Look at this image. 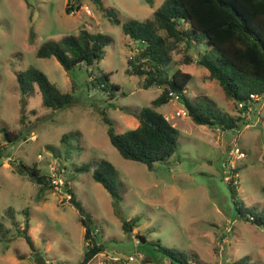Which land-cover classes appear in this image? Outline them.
<instances>
[{"label":"rangeland","instance_id":"374dc122","mask_svg":"<svg viewBox=\"0 0 264 264\" xmlns=\"http://www.w3.org/2000/svg\"><path fill=\"white\" fill-rule=\"evenodd\" d=\"M162 1L101 0L100 7L93 0H0V264H40V257L43 264H84V228L64 182L97 228L103 253L86 264H138L140 255L148 264H168L157 241L193 255L190 264H231L244 256L247 263L264 264V228L238 215L228 186L232 180L245 205L264 206V96L243 108L208 77L206 67L192 62L182 65L192 74L186 84L190 99L208 100L247 123L225 130L195 123L173 98L155 106L178 129L177 147L168 158L148 167L123 157L109 140L103 110L121 132L138 125L124 107L150 105L161 91L157 85L142 87L144 75L129 72L140 42L124 33L122 23L151 16ZM105 9L119 21L113 22ZM81 28L111 37L99 60L66 71L55 56L36 55L44 41H58ZM205 46L203 41L199 48ZM190 51L195 57V48ZM30 65L70 92L71 102L59 110L47 107L34 83L21 98L16 73ZM175 66L171 62L169 69ZM103 71L119 85L112 97L93 81ZM3 127L19 136L6 141ZM74 131L79 134H71L70 142L61 140V134ZM102 158L118 170L116 199L91 171L77 168ZM11 160L35 163L50 175L55 171L58 184L37 194V184L15 171ZM9 206L16 223L1 217ZM24 209L33 248L21 233ZM124 219L134 225L128 232L122 228ZM129 255L135 259L128 260Z\"/></svg>","mask_w":264,"mask_h":264},{"label":"trees","instance_id":"16d2710c","mask_svg":"<svg viewBox=\"0 0 264 264\" xmlns=\"http://www.w3.org/2000/svg\"><path fill=\"white\" fill-rule=\"evenodd\" d=\"M100 7L101 0H93ZM151 1V0H149ZM79 6V4H78ZM107 16L113 13L105 9ZM110 19L119 20L115 15ZM185 25V26H184ZM125 34L140 42L134 56L129 59V72L144 75L142 87L157 85L160 93L152 99L150 105L139 109L124 107V110L138 120V125L121 132H116L112 120L102 111V118L108 124L107 134L110 142L119 153L127 158L144 162L151 167L155 162L171 156L178 144V129L159 110L155 108L170 100V91L178 95L186 113L198 124L220 129L233 128L242 121V117L234 116L215 107L205 99L192 100L186 93V84L192 74L183 69L182 65L192 62L202 65L208 70V77L215 79L222 87L225 95L246 108L250 103L264 96V0H163L152 11V15L142 20L131 19L122 23ZM32 30L30 35H32ZM111 37L101 32L81 28L77 33L63 35L58 41H44L36 49L39 57L55 56L66 71L78 63L92 64L104 55V46ZM205 42L201 50L199 45ZM184 45V51L181 47ZM195 48V57L190 48ZM182 53L177 59L175 54ZM171 62L176 66L169 69ZM21 98L27 96L36 84L42 97V103L53 110H59L71 102L72 95L61 91L46 73L33 65L16 73ZM108 91L110 97L115 95L119 85L109 81L107 72L97 75L93 81ZM6 141L17 138L18 132L2 128ZM76 137L79 131L61 134V140L70 142V135ZM72 138V137H71ZM0 154V158H2ZM1 160V159H0ZM15 171L37 184V194L53 188L50 173H43L34 164L21 160H11ZM79 170L91 171L92 177L99 181L116 199L118 192V170L107 159H100L96 164L84 162L77 166ZM238 215L246 220L257 221L264 228V206H247L236 196L232 180L228 181ZM65 190L70 194L69 201L78 211V219L84 227L85 250L83 263L100 251L101 245L96 240L93 218L85 212L74 192L64 182ZM264 193V183L261 186ZM25 210V209H24ZM6 216L16 223L14 209L7 207L1 217ZM1 218V220L3 219ZM25 227L21 233L33 248V240L27 232L28 217L25 210ZM132 219L122 220V228L128 232L134 226ZM3 223L0 221V228ZM157 249L165 257L168 264H190L193 255L187 252L155 242ZM192 256V257H191ZM142 259L146 255H140ZM247 256L241 257L231 264H251Z\"/></svg>","mask_w":264,"mask_h":264},{"label":"built area","instance_id":"2783aa9c","mask_svg":"<svg viewBox=\"0 0 264 264\" xmlns=\"http://www.w3.org/2000/svg\"><path fill=\"white\" fill-rule=\"evenodd\" d=\"M169 94L171 95V98H170V99L175 98V99L178 100V95H177V94H175V93L172 92V91H170ZM239 104L242 105L241 103H239ZM234 150H236L235 152L239 153V155L242 154V152L238 149V147L233 148V151H234ZM51 181L54 183V186H56V185L58 184V178H56L55 171H53V172L51 173ZM69 196H70V194L68 193V194H67V197H69ZM113 258H114V259H118V257H116V256H114ZM133 259H135V257H134L133 255H129V256H128V260H133ZM142 260H143V259L140 258L138 264H148V263L145 262V261L142 262ZM126 263L129 264V261H126Z\"/></svg>","mask_w":264,"mask_h":264},{"label":"water","instance_id":"95a60500","mask_svg":"<svg viewBox=\"0 0 264 264\" xmlns=\"http://www.w3.org/2000/svg\"><path fill=\"white\" fill-rule=\"evenodd\" d=\"M255 222H256L257 224H259L257 221H255ZM137 236H138L139 240H140V239L144 240V237H143L142 235H137ZM39 260H40V262H39L40 264H43V263H44L43 258L40 257Z\"/></svg>","mask_w":264,"mask_h":264},{"label":"crops","instance_id":"0c3cea01","mask_svg":"<svg viewBox=\"0 0 264 264\" xmlns=\"http://www.w3.org/2000/svg\"><path fill=\"white\" fill-rule=\"evenodd\" d=\"M83 228H84V227H83ZM97 243H99V242L97 241ZM102 253H103V252H102V249H101V251H98V252L95 253L93 256H95V255H102ZM93 256H92V257H93ZM92 257H91V258H92ZM113 257H114V256H113ZM45 262H46V261L44 260V263H45ZM102 262H103V261H102ZM100 264H104V263H100Z\"/></svg>","mask_w":264,"mask_h":264}]
</instances>
